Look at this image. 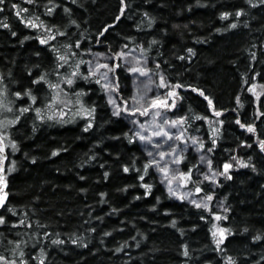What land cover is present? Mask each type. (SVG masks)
Listing matches in <instances>:
<instances>
[{
	"label": "trees",
	"instance_id": "16d2710c",
	"mask_svg": "<svg viewBox=\"0 0 264 264\" xmlns=\"http://www.w3.org/2000/svg\"><path fill=\"white\" fill-rule=\"evenodd\" d=\"M54 2L60 7L52 14L46 12V6L51 7L48 0L33 4L5 0L0 5L4 9L0 25H9L0 27V74L9 89L8 99L16 101L15 109H19L21 103L11 93L32 87L40 98L35 107H41L45 115L41 120L34 110L26 112L7 128L9 138L16 142L14 152L7 148V206L16 215L0 210L8 220V225L0 226V255L13 258L14 245L9 241L20 239L27 242L21 247L33 256L43 247L45 264H230L229 257L232 264H264V151L258 143L264 140V116L259 115L264 112V93L257 100L248 91L251 84L264 83V5L253 8L247 0H125V15L116 21L120 0ZM12 4L29 9L21 13L25 18L39 16L46 25L55 24L67 32L72 42L80 39L82 49L112 55L127 44V49L145 59L151 73L165 75L173 85H184L175 89L177 107L170 112L187 118L183 125L187 135L201 137L212 161L211 170L223 172L224 163L233 164L231 179L217 175L213 183L195 184L192 174L189 180L227 209L221 225L229 231L219 246L213 239L208 209L173 199L151 168L145 174L147 155L136 140L130 142L131 135H125L132 133L130 126L122 115H113L101 84L81 79L72 86L73 91L84 90L87 95L81 99L89 108L95 107L87 131L89 118L76 115L78 104L59 105L66 115L47 118L57 111L56 106H44L50 90L46 85H32L31 80L47 72L50 80L57 81L55 54L37 38L46 35L43 26L26 27ZM64 7L71 12L65 13ZM237 10L243 14L236 16ZM224 12L231 15L222 19ZM73 19L78 26L69 24ZM233 23L234 28L230 27ZM66 42L68 37L57 36L50 43L59 47ZM189 48L194 54L188 53ZM85 54L79 58L85 60ZM181 56L186 59H179ZM116 63L122 65L115 73L119 93L126 98L130 76L121 62ZM81 69L87 72L84 65ZM60 71L63 76L70 69ZM197 88L213 101L221 116H215L208 101L194 90ZM24 102L30 103L27 98ZM1 115L12 119L20 113ZM237 120L253 124L256 131L241 128ZM214 129L219 130L215 137ZM183 156V171L193 165L198 168L195 155ZM238 161L248 166L237 167ZM144 184L152 185L151 189ZM19 219L25 220V226L9 230ZM28 223L31 228L26 227ZM255 236L261 239L254 240ZM54 239L63 243L52 244ZM74 239L76 244L71 242ZM185 246L188 256L183 254Z\"/></svg>",
	"mask_w": 264,
	"mask_h": 264
},
{
	"label": "snow or ice",
	"instance_id": "6c2138e0",
	"mask_svg": "<svg viewBox=\"0 0 264 264\" xmlns=\"http://www.w3.org/2000/svg\"><path fill=\"white\" fill-rule=\"evenodd\" d=\"M28 4H33L35 0H26ZM48 3L51 5V7L46 6V12L48 14H52L54 10L58 7H60L59 4H56L54 0H48ZM72 3H76V0H72ZM247 3L255 8L258 5H264V0H256V2H253V0H247ZM5 0H0V5H4ZM128 5L126 4L125 0H120V8H119V15L115 17L116 21H119L122 16L125 15L126 9ZM12 8L19 9L16 12L17 17L21 19V21L25 24L26 27H30L33 29H40L43 26L44 33L46 35H41L37 37L39 39L40 44L42 45H48L52 53L55 54V75L58 78L56 82H53L48 78V73H41L40 75L36 76L35 79L31 80L32 85L36 86H44L46 85L47 88L50 90L49 94L45 97V107L51 108L52 106L57 107V111L52 113L51 116H48V119H54L56 115L58 114L60 117H64L66 115L63 108L59 107V105H63L64 108H67L69 105H75L78 104L79 108L75 109L77 116H82L84 118H89L88 123L85 127V131L89 127L92 126L91 123V117H93V113L95 112V107L89 108L85 102L81 99L83 96L87 95V93L84 90L79 91H73L72 86H74L78 80H86L89 82L95 81L96 84H101L102 89L107 93L109 103L113 105L115 111L113 112V115L115 116H121L122 114L127 113V119L131 121V123L135 126L138 125L139 129L138 131H135L133 133H125V135H131L132 139L130 142H134L136 139H139L140 141L146 142L147 145L151 144L153 145V150L156 151V153L159 155L160 159L157 160L154 156L153 151H148V156L151 158L148 163L144 165V172L147 174L148 170L150 168H155L159 173H161L164 177V179L167 181L169 185L173 183V181L176 179V175H172L171 179L168 178L169 173L171 172V168L168 163H161L165 159L166 156H169L170 154H174L177 151H183V149H180L178 146H170L168 145L169 141L173 140H183L184 131H173V129H183V125L187 123V118L185 116H178L176 119H165V116L167 115V112L175 109L177 107V97L178 93L175 91V89L184 87V85L180 83L172 84L165 75L160 74L159 75V85L158 88L167 89L166 92H162L158 95H154L151 97H148V100L150 102H147L145 100L146 93H138L136 95H133L128 98H124L123 96H117L116 98H113L114 92H119V77H116V80L113 81L110 77L111 74H115L117 70L121 69L122 65L120 63L111 64V63H99L96 62L93 67V62L91 60L85 61L83 59H80V55L82 52H88L91 53V49H82L81 46V40L76 39L74 42H72L71 37L68 35L67 32L61 31L58 25H51L48 26L44 23V21L40 20L39 16L28 17L25 18L21 15V13H27L29 11L28 8H21L17 4H12ZM4 9L3 7H0V12H2ZM65 13H70L71 9L64 7ZM243 14V10H237L235 15L240 16ZM145 16L148 14L145 12ZM231 15V13L224 12L221 14L222 19H226ZM69 24L71 25H77L76 20H70ZM78 26V25H77ZM0 27H9L8 24H2ZM110 27V26H109ZM139 27V26H138ZM149 27H151V24H149ZM230 27H236V24L233 23L230 25ZM105 31H107V28H105ZM13 36L16 35L15 32L12 33ZM101 36L104 35L103 32L100 33ZM57 36H65L68 37V42L60 45L57 47L56 44L50 43L51 41H55L57 39ZM27 38V37H26ZM153 44L156 43L155 40L152 41ZM128 45L125 44L122 46V50L118 52L112 53V56L121 60L125 61L124 67L127 68V71L129 73L133 74H140L141 76H147L149 73L153 71V69L144 66H137L140 65V58L139 57H132V53L128 51H124L123 49H127ZM142 51H146V49H141ZM188 53H193V49L189 48L187 49ZM194 54V53H193ZM39 55V53H37ZM94 55L97 56H104V53H96ZM129 57H132V59H128ZM190 58V57H189ZM111 59V58H109ZM179 59L184 60L186 57L181 56ZM252 59L255 60L256 56L255 54L252 55ZM87 64L88 69L87 72L82 71L81 65ZM70 69V71L65 72L63 76L61 75L62 69ZM156 68L159 69L160 65L157 63ZM101 69H104V71H100ZM9 77H11V72L8 74ZM28 75L31 77L33 75L31 70H28ZM259 75V73L257 74ZM98 77V78H97ZM5 77L3 74H0V110H3L7 113H12L14 111H18L20 115L14 116L12 119L0 120V129H6L9 126L17 124L24 113L35 111L37 114V117L41 120L45 119V115H42L43 109L41 107H35V105L39 102V97L34 94V89L32 87L24 88L23 90L15 91L14 93H11L15 96L17 101H20L21 106L19 109H15V103L16 101L8 99L9 97V89L7 87V84L4 82ZM103 81V83H102ZM149 83H152L151 79H149ZM245 83H248L245 81ZM62 85H66V87L62 88ZM190 87V86H189ZM258 85L257 84H251L248 87V91L252 92L257 100H259L261 93L257 92ZM260 88H264V84L259 85ZM145 88H147V85H145ZM149 91L151 89H148ZM195 91L199 92L201 96L204 97L205 100L208 101V105L212 107V110L215 114V116L219 117L222 115V112L215 109V106L213 104V101L205 94V92L201 89H194ZM63 93V98L61 94ZM24 98H27L30 103H25ZM117 99L122 101V103H117ZM237 103H240V97L237 96ZM71 110V109H70ZM163 110V111H162ZM139 116H149L151 115L153 117L152 121L150 123L141 122L138 119ZM260 116H264V112L259 113ZM159 118L162 123H157V119ZM198 119L200 117H197ZM259 118V116L257 117ZM204 119H207V117H204ZM220 124H223L224 122L221 120L219 121ZM237 124L240 125L241 128H246L249 132H255L256 128L253 124H244L241 123L240 120L236 121ZM152 125H155V128H152ZM167 125V128L165 127ZM146 130L151 131V135L145 134ZM219 130L214 129L213 130V137H215L218 134ZM7 133L0 131V155L4 154L5 145L4 140ZM159 137L160 140L158 142H154L153 138ZM193 145H199V149L204 148V143L202 140H198L195 136L191 137ZM213 145L216 144V140H212ZM259 146L262 151H264V140L258 141ZM164 144L166 146H169L170 151L165 152L161 151V145ZM12 148H16V142L14 140L11 141ZM251 147V145H248ZM208 152H212V148L207 149ZM56 152H53V155H56ZM3 158L6 159V155H3ZM185 157L183 155L175 156L171 160V164L179 165L184 161ZM207 158L203 155H201L200 160L205 161ZM233 160H237V157H232ZM207 164L209 166V169H211L212 161L210 159H207ZM248 166L243 163V161H238L237 167L239 166ZM233 167V164L231 163H224L223 165V172H215L212 176L205 175L206 180H214L216 175L220 176H227V178L231 179V175L229 174V169ZM193 169H197V165H193L192 168H189L188 171H179V169L176 170L177 174L183 178L184 183L186 184L189 180L192 178ZM13 169H9V171H12ZM198 170V169H197ZM124 171L128 172L129 168L127 166L124 167ZM0 173H3V167L0 166ZM107 173H105V178H107ZM83 178V177H81ZM139 179L141 181L144 180V176H140ZM195 183V181H193ZM146 189H151L152 185L150 184H144L143 185ZM7 188V179L4 175H0V209H6L7 212H11L14 216L16 215V211L12 207L7 206V199L9 193L5 191ZM196 192H201L203 189L199 186L196 187ZM169 193L171 195H176V192L173 191L171 187L168 189ZM148 193L146 192L145 195ZM139 198V197H137ZM180 199H184V195H180ZM213 197L211 195H208L206 197V201H211ZM206 201H202L200 203H197L196 200H193L192 203L195 204L197 208H205L209 211V204ZM227 211V209H225ZM215 215V214H214ZM204 219V217H201ZM216 219H220L219 215H216ZM226 219V217H225ZM175 223V222H173ZM38 226L39 222H37ZM8 225V220L6 219V216L3 214H0V226H6ZM20 226H25V220L19 219L15 220L11 223V229H15ZM27 228H31L32 224L28 223L26 225ZM42 227V226H41ZM216 228V226H213ZM218 231L221 234V237H224V233L229 231L224 228H219ZM247 231V229H245ZM213 237L216 236V231H213ZM19 233H17V236ZM43 235L45 237L49 236L48 232H44ZM58 235V234H57ZM0 236H3V233H0ZM254 240L261 239L260 236L253 237ZM73 244L77 243V240L74 239L71 241ZM223 242V239L217 240V246H219ZM10 244H13L14 247L11 249L13 258L9 259L5 255H0V264H30L31 261H37L38 264H45V258H46V251L43 247L40 248L39 255L33 256L30 252H26L24 248L21 247V245L27 244L26 241L16 239L9 241ZM63 241L54 239L52 240V244H62ZM36 245L33 246L35 248ZM117 252L121 251L120 248L116 249ZM185 256H188L189 253L187 251V248L185 246V251L183 253ZM230 264H232L231 257H229Z\"/></svg>",
	"mask_w": 264,
	"mask_h": 264
},
{
	"label": "rangeland",
	"instance_id": "374dc122",
	"mask_svg": "<svg viewBox=\"0 0 264 264\" xmlns=\"http://www.w3.org/2000/svg\"><path fill=\"white\" fill-rule=\"evenodd\" d=\"M124 51H128L132 53V57H139L140 58V65L137 66H147V62L145 61V59L138 54L136 51L131 50V49H124ZM96 53H104V56H97L94 55ZM132 57H129L128 59H132ZM111 58V59H109ZM91 60L93 62V67L95 65L96 62H99L101 64L103 63H111V64H116V61L121 62L123 65L125 64L124 60L118 59L113 57L110 54H107L101 50H94L91 51V53L86 52L85 54V61H89ZM85 69H88V65L84 64ZM124 67V66H123ZM148 67V66H147ZM124 69L127 71V68L124 67ZM100 71H104V69H101ZM127 73L130 76V91H129V95H127L126 98L131 97L133 95H136L138 93H146L145 96V100L147 102H150V100H148V97L154 96V95H158L162 92H166L167 89H163V88H158L157 86L159 85L160 81H159V73L154 74V73H149L147 76H141L140 74L136 73H129L127 71ZM110 77L113 81L116 80V75L115 74H111L110 73ZM98 78V77H97ZM149 79H151L152 83H149ZM103 83V81H102ZM257 84L258 87L256 89L257 92L263 94L264 93V88H260L259 85L264 84L262 82L260 83H254ZM145 85H147V88H145ZM148 89H151L150 91ZM120 90V88H119ZM252 93V92H251ZM253 94V93H252ZM254 95V94H253ZM104 96L106 98V100L109 103L108 100V95L107 93L104 91ZM117 96H121L120 93L118 92H114L113 93V98H116ZM254 97L256 98V96L254 95ZM257 99V98H256ZM117 103H122V101H120L119 99H117ZM62 105V104H61ZM110 108L112 110V112L115 111L114 107L112 104H110ZM163 111V110H162ZM171 111V110H170ZM170 111L167 112V115L165 116V119H176L178 117V115L176 113H171ZM4 113L3 110H0V120H5V115L2 116L1 114ZM122 116L125 118V120L128 122L130 129L133 132L140 130L138 125H133L131 123L130 120H128L127 117V113L122 114ZM138 119L141 122H146V123H150L153 119V117L151 115L149 116H139L138 115ZM157 119V123H162V121L159 118ZM165 127L167 128V125H165ZM152 128H155V125H152ZM183 129H173V131H180ZM0 131H3L5 133H7L6 137H5V143L7 145V148L9 149L10 153L14 152V149L12 148L11 145V139L8 136V130L6 129H0ZM145 134L147 135H151V131L150 130H146ZM195 136L198 140H201V137L195 135V134H189L187 135L184 132V136H183V140H173V141H169L168 145L170 146H178L180 149H183V151H177L174 154H170L169 156H166L165 159L163 161H161V163H168L170 168H171V172L169 173L168 178L171 179L172 175H176V179L173 181V183L171 185H169L167 183V181L164 179L163 175L161 173H159L155 168H151L152 171L155 173L157 179L162 183L163 188L165 189V191L167 192V194L169 196H171L173 199H179V200H184L186 202H189L191 204L193 200H196L197 203H200L202 201H206V197L204 194H202V192H196V187L198 185H190V181H188L186 184L184 183L183 178H181L176 170L179 169V171H183L181 169V165H175V164H171V160L175 157V156H179V155H185L186 153H191L193 155H195V162L198 163V170L195 169L193 171V176L195 177L194 181L195 184L196 183H200V182H204V181H209L211 183H213V181L216 179L217 175L215 176L214 180H206L204 177L205 175L207 176H212L213 173H215L216 171L209 169L208 164H207V152L204 149H199V145H193L191 137ZM160 140L159 137H154L153 141L154 142H158ZM137 143L140 145L141 149L146 153L147 155V160L149 161L151 158L148 156V151H153L154 152V156L157 160L160 159L159 155L156 153V151L153 150V145L149 144L146 147V142L144 141H140L139 139H136ZM161 151H165V152H169V146H166L164 144L161 145ZM201 155L205 156L207 159L205 161H201L200 157ZM169 187H171L173 189L174 192H176V195H171L168 191ZM180 195H184V199H180ZM209 204V208H210V212L212 213V233L213 231H216V236L213 237L214 241L216 242L217 240L223 239L221 237L220 232L218 231L219 228H223L221 225V221L223 220L224 214H225V207L223 205V203L217 199V198H213L211 201H206ZM195 205V204H193ZM215 214V215H214ZM216 215L220 216V219H216ZM216 226V228H214L213 226ZM213 235V234H212ZM225 236V233H224Z\"/></svg>",
	"mask_w": 264,
	"mask_h": 264
},
{
	"label": "water",
	"instance_id": "95a60500",
	"mask_svg": "<svg viewBox=\"0 0 264 264\" xmlns=\"http://www.w3.org/2000/svg\"><path fill=\"white\" fill-rule=\"evenodd\" d=\"M4 145H5V150H4V154L3 155H6V159L3 158V155H0V166L3 167V173H0V175H4L6 177V164H7V160H8V150H7V147H6V143H5V140H4ZM7 179V178H6ZM5 191L8 192L7 188L5 189ZM8 200V199H7ZM1 210V209H0Z\"/></svg>",
	"mask_w": 264,
	"mask_h": 264
}]
</instances>
